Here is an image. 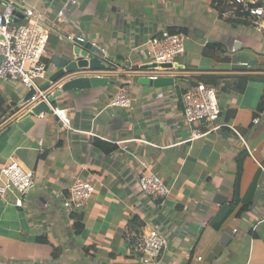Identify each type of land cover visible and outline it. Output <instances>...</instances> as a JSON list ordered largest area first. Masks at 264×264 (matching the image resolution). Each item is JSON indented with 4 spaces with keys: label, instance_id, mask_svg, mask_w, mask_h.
<instances>
[{
    "label": "crops",
    "instance_id": "crops-1",
    "mask_svg": "<svg viewBox=\"0 0 264 264\" xmlns=\"http://www.w3.org/2000/svg\"><path fill=\"white\" fill-rule=\"evenodd\" d=\"M75 1L0 0V12L11 5L42 15L50 30L47 76L75 58L66 34H81L103 52L107 67L95 74L113 72L105 85L54 98L73 130L51 111L15 110L26 87L0 79V167L15 161L33 172L26 193L0 196V264H141L127 248L125 225L165 237L154 264H264V38L243 13V22L231 23L238 10L221 11L214 0ZM172 27L187 31L173 83H141L153 72L145 69L146 42ZM197 83L216 92L214 122L184 118L182 96ZM121 89L130 107L110 106ZM196 130L205 135L191 139ZM148 172L169 188L167 196L142 193L136 180ZM76 181L94 191L81 209L67 211L61 199Z\"/></svg>",
    "mask_w": 264,
    "mask_h": 264
},
{
    "label": "built area",
    "instance_id": "built-area-1",
    "mask_svg": "<svg viewBox=\"0 0 264 264\" xmlns=\"http://www.w3.org/2000/svg\"><path fill=\"white\" fill-rule=\"evenodd\" d=\"M257 1L229 0L227 3L234 10L245 14L249 18L252 28L264 38V2L255 5ZM71 3L75 4L76 1L71 0ZM16 12L22 13V21L16 17ZM64 13L65 9H62L58 12V16L62 17L65 15ZM49 32L42 15L33 8H24L20 11L16 6H6L0 12V79L17 81L26 88L31 86L41 93L38 85L48 77L42 57ZM61 38L79 45L86 44V38L81 34H66ZM184 41V34L170 33L167 29L162 30L158 35L150 38L144 46L147 63L173 66L175 59L184 53ZM85 71L77 70L75 73L95 74V72L88 71L86 73ZM175 75L177 73L173 71V67H165L153 69V72H149L147 76L153 80L158 77H173ZM109 105L120 108L130 107L128 92L124 89L119 90ZM49 106L51 112L58 118L60 125L65 129L73 130L69 125L65 109ZM182 107L184 118L188 124L200 125L214 122L220 113L215 90L203 83H197L184 92ZM252 122L257 123L258 119L254 118ZM217 128L218 126L214 125L211 130ZM231 129L240 137L235 128L231 127ZM203 135L205 133L196 130L191 139ZM241 140L244 143L242 138ZM136 181L142 193L148 197L163 198L170 191L154 173H142ZM32 186L33 172L23 169L17 162L8 161L0 167V196L8 191H16L23 195ZM93 191V183L76 181L69 188L68 195L62 197L61 205L67 211L81 209L87 204ZM15 203L21 206L22 199L18 197ZM122 235L128 250L141 260V264L156 263L167 245L165 237L153 227L125 225L122 228Z\"/></svg>",
    "mask_w": 264,
    "mask_h": 264
},
{
    "label": "water",
    "instance_id": "water-1",
    "mask_svg": "<svg viewBox=\"0 0 264 264\" xmlns=\"http://www.w3.org/2000/svg\"><path fill=\"white\" fill-rule=\"evenodd\" d=\"M16 17H22L19 12L15 13ZM103 52L91 43L84 45L76 44V50L74 51V60L68 62L66 65L59 67L55 72L50 74L46 80L38 85L39 93L33 87L26 88V92L23 97L14 106L15 110H19L20 107L26 110L24 115L34 114L39 115L42 112H50V106L52 105L54 98L60 95L62 92L71 90L72 88H87L105 85L109 81V75L113 72H105L103 76L97 74L87 76L85 74H76L77 70H86L95 72L105 70L107 62H103L100 56H103ZM173 67L170 64L161 63H148L145 69H157ZM138 81L144 84H153L154 86H165L173 83L172 77H158L156 79H150L148 76L139 78ZM55 87H60L54 92Z\"/></svg>",
    "mask_w": 264,
    "mask_h": 264
},
{
    "label": "trees",
    "instance_id": "trees-1",
    "mask_svg": "<svg viewBox=\"0 0 264 264\" xmlns=\"http://www.w3.org/2000/svg\"><path fill=\"white\" fill-rule=\"evenodd\" d=\"M229 0H214V2L218 5L219 9H221V11H224L223 9L226 8V6H230L227 2ZM264 2V0H258L257 2H255V5H260ZM231 8V6H230ZM236 13V17L234 19H229V21L231 23H241L243 22L242 20H239V14L240 12H235ZM238 18V20H236ZM167 30L170 32V33H180V32H183V33H186V29L185 28H182V27H172V28H167ZM0 103H2V100L0 99ZM44 154L40 155V157H43ZM81 219V216H78L77 217V220L76 221H79ZM74 227H75V232H79L81 227L80 225L78 224V222H76L74 224ZM38 242H44L45 240L43 238H39L37 240ZM57 253V250H54V253H53V256H55V254Z\"/></svg>",
    "mask_w": 264,
    "mask_h": 264
}]
</instances>
